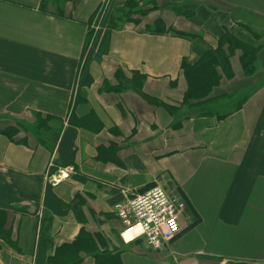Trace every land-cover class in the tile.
I'll return each instance as SVG.
<instances>
[{
	"label": "crops",
	"instance_id": "1",
	"mask_svg": "<svg viewBox=\"0 0 264 264\" xmlns=\"http://www.w3.org/2000/svg\"><path fill=\"white\" fill-rule=\"evenodd\" d=\"M109 1L0 0V130H19L12 140L0 133V212L12 242L0 237V264H36V227L52 256L86 231L95 250L79 264H264V0H135L147 15L111 33L82 86L91 22ZM242 25L258 36L255 77L237 53L226 91L182 106L194 46L215 48ZM118 70L144 75L142 92L108 89ZM39 119L43 134L32 131ZM68 128L73 163L61 168ZM48 185L56 213L45 207ZM157 185L186 201L180 233L159 250L125 244L116 205Z\"/></svg>",
	"mask_w": 264,
	"mask_h": 264
},
{
	"label": "trees",
	"instance_id": "2",
	"mask_svg": "<svg viewBox=\"0 0 264 264\" xmlns=\"http://www.w3.org/2000/svg\"><path fill=\"white\" fill-rule=\"evenodd\" d=\"M137 6L138 3L135 0H128L126 2V7L121 8L115 7L114 2L111 4L109 2L94 16L91 23L96 30H91L89 34L84 66L80 75V85H90L92 83L89 77V66L93 61H101V59L107 55L111 33L120 27L122 20L127 18V22L139 24V21L133 20V16L136 14L143 16L147 15L148 11L146 10L133 12V9ZM154 27L157 33H165L166 31L161 20H157L154 23ZM241 27L244 26L242 25ZM244 28L252 35L250 38L244 36L242 32H231L226 30L218 39L215 48L194 46V50L199 54L198 61L193 65L186 62L182 63L183 78L187 87L181 104L182 106L192 107L195 105H203L213 100L214 97L212 94L214 90L219 87L223 81H231L234 79L232 58L236 56L237 53H240L239 62L245 77L250 78L255 74L257 70L256 61L260 49L259 43L257 42L258 36L253 34L250 28ZM191 37L197 38L196 36ZM115 77L118 81V85L109 86L108 89L122 91L130 86L140 93L142 92L146 80V77L139 73H132L131 78H128L121 70L116 72ZM166 108H168L172 114H174V110L177 109L167 105ZM38 122L40 123L37 125V129H41L43 125L46 126V123L41 119H39ZM48 131L50 130L47 129V132ZM60 131L61 130L58 129L53 133L55 136H59ZM0 133L6 134L8 138L12 140L18 135L19 130L9 127L0 130ZM75 137L76 131L73 128H68L62 135L58 150L59 159L55 162L56 166L65 168L73 163L71 147ZM45 207L51 209L55 213L62 207L59 201H53L51 185H48L46 190ZM6 220L7 215L0 212V237L11 244L10 235L7 234L4 229ZM90 240V235L82 230L79 238L75 242L56 249L52 256L47 252L52 247V243L46 237L45 232L41 233V235L40 233L38 234L36 227L29 243V249L32 251L37 249L36 264H79L81 262L80 255L82 253H91L95 250L93 248L91 249V246H94V244Z\"/></svg>",
	"mask_w": 264,
	"mask_h": 264
},
{
	"label": "built area",
	"instance_id": "3",
	"mask_svg": "<svg viewBox=\"0 0 264 264\" xmlns=\"http://www.w3.org/2000/svg\"><path fill=\"white\" fill-rule=\"evenodd\" d=\"M186 208L181 196L157 185L116 205L120 236L125 244L144 240L152 249H162L180 233V217Z\"/></svg>",
	"mask_w": 264,
	"mask_h": 264
},
{
	"label": "rangeland",
	"instance_id": "4",
	"mask_svg": "<svg viewBox=\"0 0 264 264\" xmlns=\"http://www.w3.org/2000/svg\"><path fill=\"white\" fill-rule=\"evenodd\" d=\"M112 2H111V0H110V4H111ZM123 5H122V0H118V1H116V3H115V7H117V8H121ZM123 7H126V4L123 6ZM138 7H139V5L135 8V9H133V12H135V11H137V9H138ZM143 16V15H142ZM125 22H127V18H124L123 20H122V22H121V25L122 24H125ZM243 33V35L244 36H247V37H251V34L247 31V30H245V31H243L242 32ZM256 73H257V70H256V72H255V74L252 76V77H250V78H254L255 77V75H256ZM223 86H222V84H220V86L219 87H217L215 90H214V92H213V94L212 95H214L215 97L217 96V94H220V93H222V92H224V91H226L225 90V88H222ZM215 101V100H214ZM216 102H219V101H216ZM178 109V108H177ZM37 128V126L36 127H33V132H38V133H41V134H43L44 132H43V130H37L36 129ZM17 129V128H16Z\"/></svg>",
	"mask_w": 264,
	"mask_h": 264
},
{
	"label": "bare ground",
	"instance_id": "5",
	"mask_svg": "<svg viewBox=\"0 0 264 264\" xmlns=\"http://www.w3.org/2000/svg\"><path fill=\"white\" fill-rule=\"evenodd\" d=\"M263 55H264V51H263Z\"/></svg>",
	"mask_w": 264,
	"mask_h": 264
}]
</instances>
